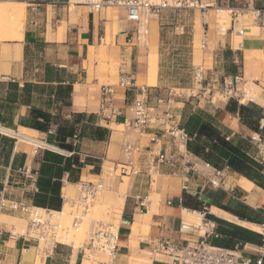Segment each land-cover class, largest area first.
Masks as SVG:
<instances>
[{
  "label": "crops",
  "instance_id": "crops-1",
  "mask_svg": "<svg viewBox=\"0 0 264 264\" xmlns=\"http://www.w3.org/2000/svg\"><path fill=\"white\" fill-rule=\"evenodd\" d=\"M1 2L24 5V16L17 28H0V127L11 131L0 133V137L7 139V144L0 139V191L26 212L0 211V264H83L80 247L74 249L73 245L59 242L40 250L42 240L27 235V225L21 223L28 220V224L30 219L40 221L41 214L40 222L51 224L52 216L46 212L49 209L31 203L37 177L29 179L23 174L28 169L38 171L44 150L39 145L43 143L56 147L58 151L54 152L60 154L74 152L83 163L76 181H69L67 174L62 178L61 210L72 186L82 182L104 187L115 194L110 196L120 200V211L114 215L118 239L111 264H169L174 255L163 251L160 244L179 247L206 237L212 245L222 240L220 225L208 217L222 219L210 213L213 204L209 194L225 192L221 204L230 208L238 202L246 204L242 195L231 193L235 186L229 181L240 176L229 167L218 168L195 156L187 151L186 143L167 134L155 144L150 130L138 132L126 128L123 122L132 116L129 103L134 93L146 88L148 105L158 111L166 110L171 120L181 123L187 114L199 108L212 116L228 137L240 135L252 140L256 136L259 141L252 140L257 150L255 156L264 162V136L244 125L237 111L227 109L229 100L216 97L214 91L195 95L198 100L191 106L189 98H177L173 92L176 88L189 89L196 82L197 73L205 82L216 81V87L224 81L231 83L236 91L243 89L246 82L264 84V0H200L203 8L166 9L158 19L147 20L141 38L135 36L136 22L126 18L123 8L105 7L90 14L85 6L67 0ZM220 9L228 14L224 29L218 22ZM235 76L241 80L235 82ZM122 79L134 87L120 85ZM102 86L112 87V101L119 109L116 118L107 122L99 115ZM168 94L172 96L170 104L156 102V95L166 99ZM33 109L51 115L45 131L21 124ZM76 113L84 116L75 125L76 139L72 136L66 140L74 149L68 152L58 147L53 121H72ZM91 114L93 124L109 129L107 139L78 136L81 123ZM127 142L128 154L123 150ZM161 151L168 161L147 174V168L157 164ZM187 157L195 164L194 170L183 174V160ZM129 164L137 166L140 172L130 174ZM122 167L127 169L126 173L119 171ZM216 170L222 174L219 189L208 185L209 174ZM170 171L176 174L171 175ZM226 181L229 190L223 186ZM258 190L264 196V190ZM187 198L208 208L207 226L192 223L198 228L189 232L180 229L186 216L184 210H199L185 206ZM262 204L246 205L256 209ZM49 211L53 216L59 215V211ZM9 232L17 236L11 238ZM207 232L212 233L206 236ZM256 246L244 244V255H252L249 250Z\"/></svg>",
  "mask_w": 264,
  "mask_h": 264
},
{
  "label": "built area",
  "instance_id": "built-area-1",
  "mask_svg": "<svg viewBox=\"0 0 264 264\" xmlns=\"http://www.w3.org/2000/svg\"><path fill=\"white\" fill-rule=\"evenodd\" d=\"M71 4H81L86 7L87 12L90 14L98 13L105 7H117L123 8L125 10L126 18L129 20H135V36L141 38L144 34L145 25L148 19H158L163 10H177L181 8L191 9L196 7L203 8V4L200 0H67ZM134 37V36H133ZM130 36V39L133 38ZM241 80L240 76H235L234 81L239 82ZM196 82L200 84L201 92H196L190 94L191 96H197L199 94L208 93L212 94L214 91L216 94L221 96L226 100H237L238 92L234 89L231 83L223 82L222 86H215L216 81L209 80L205 82L202 76L196 74ZM204 83V84H203ZM120 85L134 87V84L127 85L125 79L120 81ZM112 87L102 86L101 88V98L99 102V115L100 119L104 122L111 121L118 115L119 109L113 104L112 101ZM171 94L165 99L156 95L157 103L170 104L172 101ZM149 93L146 88L139 90L134 93L132 99L130 100V107L132 111V116L130 119H124V126L138 132H144L145 130H150L152 133L151 141L155 144L160 142L164 135H169L172 138L177 139L180 143H186L189 140V135L181 125V123L171 120L168 116L166 110L158 111L148 105ZM207 100L213 101L212 97H206ZM3 133V132H0ZM6 134V133H4ZM77 135H73V140L76 139ZM252 140L259 141L256 136L252 137ZM40 148L47 150L58 151L56 147L49 146L46 143L39 145ZM129 143L127 142L123 146V150L126 154L129 153ZM157 164L148 167L146 170L147 174H151L154 169L158 168V165L168 161L164 152H158L157 154ZM171 164V163H170ZM182 173L187 174L190 170H194V163L190 158H184L183 160ZM130 174H137L140 172L137 166L129 164ZM172 166V164H171ZM121 173H126L127 169L122 167L119 170ZM171 175H175L174 171H170ZM25 178L34 179L38 176V171L25 170ZM222 174L221 171L216 170L213 175L208 176V185L217 189L221 185ZM83 192L80 202L84 206L90 202L94 197V194L100 186L93 185L91 183L82 182L79 184ZM35 192L37 191L34 188ZM206 207L202 210L196 212L197 217L200 219V227L207 226L209 222L206 221ZM6 210L10 212L24 211L26 209L20 206L16 202L9 201L3 190L0 191V211ZM48 215H52L51 211H46ZM204 225V226H203ZM198 228L191 223L181 222L180 229L184 232H189ZM27 235L34 236L46 243V245H55L56 243H65L58 241L56 238L55 225L49 223H43L36 219H30L27 224L26 231ZM212 233V232H210ZM206 233V236L210 234ZM259 234L262 235L261 245H257L254 249L249 251L253 252L252 255H244L243 251L236 245L233 249L216 247L210 245L206 241V237H202L199 241H187L182 246L176 247L172 244L159 245L163 251L171 253L174 255V260L169 264H263L264 263V224H261V231ZM17 234L14 232H9V237L14 238ZM48 239V240H46ZM118 239V234L116 226L111 223H105L102 221H97L92 235L89 237L87 243L80 246L82 256H87L88 258H96L99 253H103L106 256L105 260L96 261V264H111L112 260L116 256V243ZM160 248V249H161Z\"/></svg>",
  "mask_w": 264,
  "mask_h": 264
},
{
  "label": "trees",
  "instance_id": "trees-1",
  "mask_svg": "<svg viewBox=\"0 0 264 264\" xmlns=\"http://www.w3.org/2000/svg\"><path fill=\"white\" fill-rule=\"evenodd\" d=\"M227 109L237 111L241 122L252 131L264 136V126L261 120L264 119L263 109L253 103L248 105H238L235 100H229ZM83 114H74V119L53 121L56 124V139L58 147L73 152L71 143L66 140L72 137L76 131V123H80ZM81 123L78 136H87L92 139L105 140L109 136V129L91 122L94 115L85 117ZM51 115L41 110L33 109L27 120H22L21 124L41 131H45L50 124ZM181 125L189 135L186 142V149L202 160L212 163L215 167H229L237 176H243L252 181L256 186L264 190V162L256 158V146L250 138H243L240 135L228 137L215 122L214 118L202 109H195L187 114ZM7 144V139L0 137ZM83 163L76 153L68 155L60 154L51 150L44 149L41 153L38 176L36 179L37 191L32 196V205L54 211H61L62 197L61 187L62 178L67 174V179L71 182L77 180ZM211 204L224 208L225 210L238 216L240 219L264 224V207L252 208L243 202H238L234 208L221 204L225 197V192L219 191L216 195L209 194ZM187 207L200 209V203L187 198L183 202ZM220 226L218 231L222 235V240L212 242L213 246L233 249L236 245L242 250L246 243L261 245L262 235L236 225L234 223L215 218Z\"/></svg>",
  "mask_w": 264,
  "mask_h": 264
},
{
  "label": "rangeland",
  "instance_id": "rangeland-1",
  "mask_svg": "<svg viewBox=\"0 0 264 264\" xmlns=\"http://www.w3.org/2000/svg\"><path fill=\"white\" fill-rule=\"evenodd\" d=\"M22 6H24V5H22ZM9 9L11 10V8H7V9H3L0 12V27L9 26V27L16 28L17 26H19L21 20H20L18 14L16 12L13 13L12 11H9ZM5 10H6V12H5ZM218 18H219L218 22L220 24V27L222 29H224V27H225L224 21L226 20V18H228L227 12L223 13V12L219 11ZM153 25L154 24H152V26ZM182 52H184V50ZM180 72L183 73V71H180ZM183 74H185V73H183ZM200 90H201V86L197 82H193L189 89L176 88L173 90V92H176L175 95L177 98H183L184 100L186 98H189V100L192 101L190 105L195 106L196 105L195 100H198V99L196 98V96H191L190 94H194L196 92H199ZM182 92L185 93L187 96H182V94H181ZM237 92H238V97H237V100H235L237 102V104L248 105L250 103H253V104L260 106L262 109L264 108V84L263 85L261 84L259 86H255L251 82H246L243 86V89H240ZM241 92H243V93L241 94ZM216 97L222 98L218 94H216ZM241 100L243 102H241ZM195 109H198V108H195ZM119 128H122V126H120ZM1 134H4V133H1ZM33 146H35V145L33 144ZM223 178L226 180L227 179L226 175H224ZM227 184H228V182L226 181V183L223 184V186H225V188H228V190H229L230 187H228ZM220 185H221V183H220ZM231 193L242 195L243 201L245 203L247 202L246 204H252V205L254 204L255 205V204H259V203L264 202V200H261V198H263L264 196L262 195V192L259 191L258 189L254 190L252 192V194H254L257 198V201H255L253 203L249 198L250 197L249 193L244 192L243 190H241L240 188H238L236 186L231 190ZM82 195H83V192H82L79 184L72 186V191L69 193L68 199H66V209H65V211H66L65 217L66 218L64 216H63L64 217V219H63V218H60L62 216L59 217V215L58 216H53V214L51 215L52 216L51 217V224L55 225V232H56V236H57L56 239L58 241H61V237H63V234L64 235L67 233L73 234V236L68 241L69 244L66 242H65V244H67L69 246L73 245L74 249H77L82 244L88 242L89 237L92 235L93 228H94L97 221H102L105 223H111L114 226H116V224H117V220L115 219V216H114V215H116V209L110 208V207L108 208V206L104 203V199H106L110 202L115 201L116 199L113 196H110V195H115V194H112L110 191L104 189V187H99L98 190L96 191V193L94 194V197L90 200V202L87 204V206H84L82 204V202H80ZM105 195H107V196H105ZM202 200L205 201V198H203ZM203 206L204 205L200 206L201 210L203 209ZM206 206L208 207V205H206ZM262 207H264L263 204H262ZM205 211H206V214H208V208L205 209ZM198 219L193 217L192 221L194 223L193 222H190V223L196 224L200 220V219L199 220ZM27 221L21 220V223L26 226ZM234 223H236V221H234ZM200 229H201L200 232L203 231V228H200ZM253 231H256V230H253ZM256 232L259 233L258 231H256ZM60 234H61V236H60ZM46 240H48V239H46ZM47 246L48 245H46V243L44 241H40V250H43ZM105 259H106V256L103 253H99L96 258H88L87 256H85L83 264H96V261L105 260Z\"/></svg>",
  "mask_w": 264,
  "mask_h": 264
},
{
  "label": "bare ground",
  "instance_id": "bare-ground-1",
  "mask_svg": "<svg viewBox=\"0 0 264 264\" xmlns=\"http://www.w3.org/2000/svg\"><path fill=\"white\" fill-rule=\"evenodd\" d=\"M4 2V1H3ZM15 4V3H14ZM7 8H11V10L9 9V11H12L13 13H17L18 14V16H19V18H20V20L22 21V19H23V16H24V10H23V6L22 5H10V4H8V3H0V12L3 10V9H7ZM220 12H227L226 10H223V9H220L219 10ZM5 12H6V10H5ZM9 16V15H8ZM19 20V21H20ZM5 21V20H4ZM10 23V22H9ZM5 25V24H4ZM8 25V24H7ZM22 25V24H21ZM5 27V26H4ZM7 27V26H6ZM18 27V26H17ZM16 27V28H17ZM1 28V27H0ZM21 28V27H20ZM6 34V33H5ZM2 35V34H1ZM235 36H233V38H234ZM232 38V37H231ZM15 39V38H14ZM237 39V38H236ZM234 41V40H233ZM236 41V40H235ZM240 41V40H239ZM234 43V42H233ZM232 43V44H233ZM235 45H236V43H234ZM234 47V46H233ZM113 48V47H112ZM8 132V133H10L11 131H9V130H7V129H4V128H1L0 127V132ZM229 183H230V185L231 186H236V187H238V188H240L241 190H243L244 192H246V193H249V195H250V200L252 201V203L253 202H255V196H253V194H252V190L253 189H255V188H258V189H260V187H258V186H256L252 181H250V180H248L247 178H245V177H243V176H240V177H235V178H233L232 180H230L229 181ZM64 195V194H63ZM64 197V196H63ZM67 197V196H66ZM65 197V202H64V204H63V207H62V210L61 211H59V217L60 216H62V217H60V218H63L64 219V217H65V213H66V211H65V209H66V199H68V198H66ZM103 201V200H102ZM104 203L108 206V208L110 207V208H114V209H116V213L118 214L119 213V211H120V205H121V202H120V200H115V201H113V202H110V201H108V200H106V199H104ZM75 206V205H74ZM185 211V213H186V216H185V218H184V221H185V223H190V222H193L192 221V219H193V217H195V218H197L198 219V217H196V213L195 212H192L191 210H184ZM39 212H42V211H39ZM210 213H212L213 215H215L216 217H219V218H222V219H225V220H230V221H236V223L237 224H239V225H241V226H243V227H247V228H250V229H252V230H256V231H258V232H260L261 231V225L260 224H256V223H253V222H249V221H247V220H242V219H239V218H237L236 216H234L233 214H231V213H229L228 211H226V210H224V209H222V208H220V207H217V206H211L210 207ZM84 215V214H83ZM82 215V216H83ZM64 216V217H63ZM66 218V217H65ZM83 218V217H82ZM38 219L40 220V221H42V218H41V214L40 215H38ZM199 220V219H198ZM194 223V222H193ZM50 224V223H49ZM79 224V223H78ZM192 224V223H191ZM52 225V224H51ZM64 225V224H63ZM83 225V224H82ZM195 225H197L198 227H200V225H201V222L199 221V222H197ZM79 231V230H78ZM66 233V232H65ZM60 236H61V234H60ZM73 236V234H69V233H67V234H63V237H61V241L62 242H66V243H68V241H69V239L71 238ZM79 237V236H78ZM74 241V240H73ZM69 244V243H68Z\"/></svg>",
  "mask_w": 264,
  "mask_h": 264
}]
</instances>
